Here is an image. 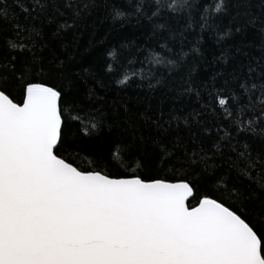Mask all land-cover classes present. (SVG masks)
<instances>
[{"label":"snow or ice","instance_id":"1","mask_svg":"<svg viewBox=\"0 0 264 264\" xmlns=\"http://www.w3.org/2000/svg\"><path fill=\"white\" fill-rule=\"evenodd\" d=\"M252 6L251 0L137 3L134 14L153 21L149 31L159 49L150 46L144 59L168 67V79L183 80V49L190 30L199 28L200 39L209 31L223 39L242 27L259 25L264 36V3L259 15ZM94 7L95 0L0 3V31L11 33L0 48V264H264V143L252 150L245 145L223 174L205 168L197 178L193 173L149 178L171 164L166 147L171 119L138 113L122 118L119 136H109L107 153L96 154L94 167L82 168L71 158L79 150L65 111L88 112L94 122L84 128L87 134L100 131L107 105L95 106L94 90H89L87 102L77 103V96L55 82L59 68L46 66L35 45L20 42L21 34L29 31L25 21L47 18L53 10L72 12L75 19ZM113 15L125 19L128 14L113 6ZM225 15L232 27L222 31ZM108 55L116 66L106 62V74L118 78L127 57L115 50ZM260 67L264 72V65ZM129 80L125 73L118 83L127 85ZM96 82L106 87L102 79ZM208 95V103L227 104L225 98ZM255 123L250 120L242 130L264 139V124L257 132ZM125 153L135 162L133 174L111 173L110 161L123 159ZM232 169L238 170L235 176Z\"/></svg>","mask_w":264,"mask_h":264},{"label":"trees","instance_id":"2","mask_svg":"<svg viewBox=\"0 0 264 264\" xmlns=\"http://www.w3.org/2000/svg\"><path fill=\"white\" fill-rule=\"evenodd\" d=\"M76 2L78 0H73ZM142 2L144 0H95L96 7L89 8L75 19L74 13L61 9L63 15L53 10L47 18L41 16L34 21H25L29 31L21 34L23 39L20 42L29 47L35 45L36 55L46 66L59 68L60 75L55 82L63 83L67 91L77 96V103L79 100L87 102L89 90H94L92 101L95 106L107 105L103 107L107 118L100 131L87 134L84 128L94 122L88 112L65 111L68 130L76 140L74 148L79 150V154L74 153L71 158L82 168L94 167L96 154L107 153L105 141L109 136H119V124L126 114L149 113L153 119H171L170 128L165 124L169 128L166 147L171 153L168 157L171 164L163 171H153L149 178L172 179L186 173H193L197 178L196 174L205 168L217 174L226 173L229 166L237 162V154L244 151L245 145L252 150L264 143L260 136L242 130L250 120L256 122L257 132L264 124L261 115L264 72L260 67L264 65V36L260 34L259 25L242 27L241 31H233L230 37L223 39L211 31L200 39L197 36L199 28L190 30L183 49L186 53L184 79H168V67L150 64L144 59L149 55L146 49L150 46L156 51L159 49L153 44L155 37L149 31L153 21L147 16L138 20L134 14V5ZM197 2L210 3L211 0ZM251 2V11L259 15L264 0ZM113 6L126 12L127 18H114ZM168 11L171 15H186ZM18 15L22 18V14L18 12ZM33 23L35 31H32ZM65 23L70 27L60 28ZM229 27H232L231 18L225 15L220 29L226 31ZM6 36L11 33L0 31V48ZM113 50L127 57L123 61L126 67L118 78L110 77L105 70L106 62L116 66L108 55ZM138 50H144L143 55H137ZM176 51H180L179 46ZM125 73L130 77L129 83L120 85L118 79H123ZM97 79H102L106 87H101ZM157 79L161 81L159 84ZM189 85L192 91L185 92L184 87ZM209 92L213 97L225 98L227 104L208 103L211 100ZM161 112L163 116H160ZM228 112H231L230 116ZM236 121L242 124L237 125ZM133 168L135 162L127 153L123 159H112L109 164V171L113 174L119 170L131 176ZM237 172L232 169L231 175L235 176ZM136 174H140V169H136Z\"/></svg>","mask_w":264,"mask_h":264},{"label":"water","instance_id":"3","mask_svg":"<svg viewBox=\"0 0 264 264\" xmlns=\"http://www.w3.org/2000/svg\"><path fill=\"white\" fill-rule=\"evenodd\" d=\"M191 199V198H190Z\"/></svg>","mask_w":264,"mask_h":264}]
</instances>
